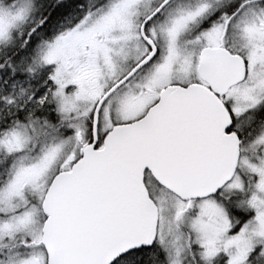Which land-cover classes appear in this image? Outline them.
Here are the masks:
<instances>
[{"label": "snow or ice", "instance_id": "snow-or-ice-1", "mask_svg": "<svg viewBox=\"0 0 264 264\" xmlns=\"http://www.w3.org/2000/svg\"><path fill=\"white\" fill-rule=\"evenodd\" d=\"M0 264H264V0H0Z\"/></svg>", "mask_w": 264, "mask_h": 264}]
</instances>
